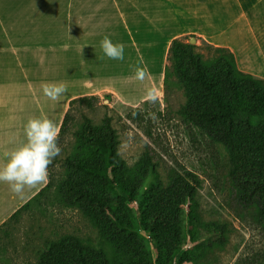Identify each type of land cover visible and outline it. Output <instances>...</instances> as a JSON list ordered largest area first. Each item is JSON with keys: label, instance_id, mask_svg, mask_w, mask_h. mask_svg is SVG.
<instances>
[{"label": "trees", "instance_id": "obj_1", "mask_svg": "<svg viewBox=\"0 0 264 264\" xmlns=\"http://www.w3.org/2000/svg\"><path fill=\"white\" fill-rule=\"evenodd\" d=\"M192 38L196 36L171 44L165 93L172 86L171 78H176L186 98L179 111L182 120L225 148L236 195L255 205L264 223V79L242 72L226 48H217L216 57L203 60L197 46L189 43ZM96 99L84 96L69 102L60 126V147L72 125L74 108H91ZM74 138L62 179L55 181V164L50 165L48 183L0 229L18 221L34 204H56L79 210L97 230L99 240L70 234L49 240L38 264H183L181 253L188 237L195 242L203 231L223 229L203 221L198 201L201 180L193 172L173 170L167 184L156 179L145 190L146 180L157 174L153 157L146 151L130 168L120 156L110 115L100 124L83 116ZM224 244L225 240L219 241L220 247Z\"/></svg>", "mask_w": 264, "mask_h": 264}, {"label": "rangeland", "instance_id": "obj_2", "mask_svg": "<svg viewBox=\"0 0 264 264\" xmlns=\"http://www.w3.org/2000/svg\"><path fill=\"white\" fill-rule=\"evenodd\" d=\"M4 28L5 22H2L0 34L4 33ZM194 39L196 52L203 60L217 56L216 49L220 47L197 37ZM16 43L6 34L0 38V166L8 161L6 153L27 142L24 129L29 119L47 116L60 128L69 102L73 100L65 94L59 101L44 96L42 85L50 82V75L42 72L34 75L26 66L16 64L19 58L11 55ZM171 82L172 86L155 105H123L104 95L92 100L91 108L76 106L61 154L53 161L55 181L64 176L63 164L72 151L74 133L83 116L100 124L108 114L113 118L119 137L120 156L130 168L135 167L146 151L153 157L157 174L149 176L145 190L156 179L167 184L173 170L180 173L190 171L200 178L198 201L201 217L204 222L217 224L223 229L212 227L203 231L195 242L188 237L181 253L183 264H264V223L258 208L241 201L236 195L228 175L230 162L225 148L182 120L179 111L186 101L184 91L176 84V78H171ZM149 113H154V117ZM5 195H13L14 201L21 199L7 183L0 182V214L5 205L13 203L12 197L5 198ZM131 207L138 219L136 204ZM184 224L188 234L186 219ZM68 234L99 240L97 230L79 210L56 204L46 207L34 204L18 221L0 229V264H38L46 242ZM220 240H225L222 247L219 246Z\"/></svg>", "mask_w": 264, "mask_h": 264}, {"label": "crops", "instance_id": "obj_3", "mask_svg": "<svg viewBox=\"0 0 264 264\" xmlns=\"http://www.w3.org/2000/svg\"><path fill=\"white\" fill-rule=\"evenodd\" d=\"M2 22L0 38L17 42L16 64L66 83L69 99L141 105L153 85L163 98L171 44L188 36L230 50L242 72L264 79V0H0ZM105 36L125 45L123 61L104 55ZM141 60L150 71L143 83L133 78ZM46 184L15 201L5 195L13 203L0 226Z\"/></svg>", "mask_w": 264, "mask_h": 264}, {"label": "clouds", "instance_id": "obj_4", "mask_svg": "<svg viewBox=\"0 0 264 264\" xmlns=\"http://www.w3.org/2000/svg\"><path fill=\"white\" fill-rule=\"evenodd\" d=\"M100 47L109 59L124 60L123 43H114L110 37L105 36ZM133 78L141 83L150 78L149 68L143 60L135 67ZM42 91L48 99L59 101L67 92V84L62 81L46 82L42 85ZM161 97V91L153 85L146 89L143 102L155 105L161 101ZM149 115L154 117L155 114ZM24 131L27 142L11 153H6L8 161L0 166V182L7 183L11 191L20 197H23L26 189L31 190L48 182L49 167L62 151L58 143L60 128L47 116L29 119Z\"/></svg>", "mask_w": 264, "mask_h": 264}, {"label": "water", "instance_id": "obj_5", "mask_svg": "<svg viewBox=\"0 0 264 264\" xmlns=\"http://www.w3.org/2000/svg\"><path fill=\"white\" fill-rule=\"evenodd\" d=\"M189 43L192 44V45H194V43H195V39L192 38V39L189 41Z\"/></svg>", "mask_w": 264, "mask_h": 264}]
</instances>
